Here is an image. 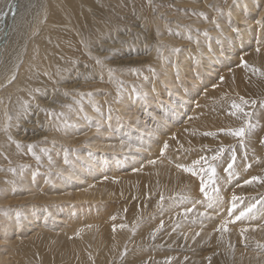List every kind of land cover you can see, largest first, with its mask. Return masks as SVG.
Wrapping results in <instances>:
<instances>
[{"label": "bare ground", "instance_id": "1", "mask_svg": "<svg viewBox=\"0 0 264 264\" xmlns=\"http://www.w3.org/2000/svg\"><path fill=\"white\" fill-rule=\"evenodd\" d=\"M78 1L82 2L84 0H0V112L4 114L0 119V157L4 153L9 156L11 151H17V141L23 143L22 139H26V143L29 142L30 145H33L32 143L39 140V138L46 137L43 142L38 144L39 147L35 151L42 159L37 161L32 152L28 150L29 144L24 143L21 147L25 150L23 153H27L25 155L27 157L16 159L15 162L16 165H25L26 168L21 169L19 167L16 176L0 172V205L7 204L9 193L34 190L33 196L29 199L21 198L22 203L20 205L26 206L23 207L22 213L18 211L19 215L15 214L18 217L7 215V220L0 222V243H2V246L5 245L3 249H8L18 242L28 239L33 240L45 235L54 238L62 236L63 239L47 240L55 242L59 246L65 245L67 241L66 234L74 232L75 229L79 228V224H91L96 221L95 216L94 220H92V217H86L91 215L99 206L98 198L100 195L109 193L110 190L114 189L115 183L122 179L121 177H129L139 171L143 172L142 170L147 169V166H152L154 171L160 174L158 176L176 174L177 172H174L176 170L174 165L176 164L174 160L169 158L166 151L189 142L197 127L207 120L210 115L208 111L212 105L214 107L221 105L217 102L223 96L222 91L225 92L226 88L231 89L234 82L241 78V75L248 73L247 69L238 73V67L236 66L241 63V57L244 59L252 53L250 51L252 48L253 50L259 49V51L252 54L249 61L254 58L263 60L264 57V26L260 22L257 26L252 25L253 20L246 16V14L249 16L254 15L258 11L257 8L261 7L262 11H258L257 15L262 18L264 15V0H243L244 2L238 4L233 12H229L225 19L218 21L216 24L209 19V14L212 15L217 11L218 0L210 4V0H203L206 6L201 8V12L207 14L208 18L194 23L174 21V28H176L179 35L172 39L164 38L161 35V38L164 39V45L167 47L162 55L157 53V47L149 51L146 46L145 50L143 48L138 50L130 47L126 48L125 50L128 51L130 56L124 54L123 57L125 58L118 61L106 62L109 57H103V61L108 66H117L118 70H122L125 66L137 68L142 65L151 66L155 74V78L151 77L148 85L142 84L139 87L141 89L136 87L140 91H130L125 95L123 94L114 103L115 107H113L109 104L108 99L111 90L102 83L103 71H99L95 78H92V75H90L91 78L86 75L88 80H84L86 78L84 77L83 83H78L77 78H75L76 80L73 79L77 83L72 84L71 82V85L70 83L65 85L64 80L62 81L66 73L62 66L66 62H63L64 60L58 54L59 52L57 53L58 47L63 46V44L61 47L58 45L63 36L59 38L57 34L59 28H65L67 31L72 32L70 33L71 36L75 33L82 40L81 30L77 29V15L78 13H86L89 8L88 5L81 4L78 5V8L75 7L78 10H72L71 6H74L73 3ZM184 1L181 3L190 4L192 2V0ZM65 2L69 4H66V7L62 5ZM96 7L98 6L96 5ZM51 13L54 16L50 20L48 15ZM90 14L93 13L90 11ZM98 15L100 14L98 13ZM160 23L159 21L155 23L157 34L162 30ZM172 24L168 23L167 25L171 26ZM214 24L217 29L213 27ZM239 24H246L247 30L244 29L240 33V39L238 38L240 41L237 40L238 46H236L233 38H231L233 37L231 35L233 29L231 28H237ZM80 25L82 24L80 23ZM180 28L182 30L184 28L188 35L194 33L195 29L208 30L211 37L216 38V43L210 42L209 37L203 39V41L201 40L199 47L203 46L202 52H199L200 56L196 55L194 58L192 57L195 55L194 46L190 41L184 43L186 39L180 37ZM202 36L205 37V34H202ZM252 36L253 42H251ZM226 37L230 38L226 40ZM70 38L72 39V37ZM242 39H246V42H243ZM75 40H78V38ZM217 40H220L221 47L218 45ZM125 45L133 44L129 42ZM116 47L118 46L116 45ZM116 47H114L115 50H117ZM226 47H229L230 50H237V54L234 55L229 51L225 52V50H228ZM169 48H176L179 51L170 53L171 49ZM62 51L60 54H63ZM68 51L70 50L68 49L65 53H68ZM92 51H94V48ZM143 51H146V54H143ZM96 53L101 54L98 51ZM120 56L116 58L119 59ZM47 63L49 66H47ZM43 66L45 72L51 76L54 72L58 73V78L61 79L58 83H64L62 88L66 89L65 92L71 89H77L81 92L103 89L101 92L87 96V100L91 101L89 106L84 109V119L83 116L82 118L75 117L81 114L79 109L69 117L68 115L65 118L59 116L58 114L62 111L57 112L55 108L71 103L69 99L65 100L66 98L61 96H49L52 98L47 102L45 99L40 101V98H38L41 107L47 105L50 108L49 110H54L57 113L56 116L51 114V117H48V123L47 121L43 123L38 113H36V118H29L24 123H22L23 118H18L17 114L25 109V107H22L23 101L27 100L29 92L34 90V82H36L34 79L39 78L36 74L37 69ZM59 71L61 72L59 73ZM30 73L33 74L34 78H27ZM71 75L69 77H72ZM107 75L105 74L103 77H107ZM13 76L15 79H12ZM223 76H228L226 81H221ZM92 79L97 80L93 87L86 88L83 86V84H86L85 82ZM148 79L149 77L145 83ZM148 86H151V89ZM3 88L5 91L2 90ZM138 92L139 95H137ZM66 96H70L72 101L81 100L78 94L72 93V95L67 94ZM96 96L104 97L99 98V100ZM14 109L15 118L12 116V110ZM220 110L222 109L218 111ZM9 117H12V119L9 120ZM17 120L22 123V128L17 129L21 125L20 123L18 125ZM169 127L174 130H168ZM77 128L82 130H77ZM35 132L39 134L36 135ZM79 133H84V135L81 137L78 135ZM84 136L85 138H83ZM49 142L51 144H61L65 148L63 150L74 148L78 151V156L75 159L59 156L56 162L57 165L55 163L46 168L49 170L56 167L58 171L48 177L52 179H48L41 189L37 190L33 186L37 185L34 182L36 170L41 165H45L43 163L48 160L43 157L45 151L40 146L47 145ZM164 142L168 144L167 149H164ZM78 144H81L78 147L80 150L75 148ZM89 144L91 145L90 149L93 150L92 152H89L90 149L87 147ZM54 147L58 149L56 146ZM82 147L84 148L82 149ZM54 154H59V151L56 150ZM149 161H155V163L150 164ZM2 163L7 164V168L12 167L7 160L1 161ZM117 168L119 169L117 170ZM257 168L259 169L255 173L259 177H264V162L262 161V164L257 165ZM178 170L180 169L178 168ZM150 173H152V170H150ZM253 174L254 170H251L250 174L247 172L245 176L251 179ZM244 179L245 177L234 182L227 189L228 198L226 195L225 198L228 201V207L224 211L221 210L224 201L218 193L215 195L198 193L197 196L189 198H186V195L182 193L176 194V197L186 199V202H183V209L193 208L191 212L188 211V213L180 216V218L188 217L191 220L183 221L180 224H190L196 227L192 231H190L191 229L186 231L187 235L176 238V240L203 243L209 246L212 250L207 251L201 263L264 264V248L263 243H261L264 240V222H261L264 219V212H262L264 211V204L261 205L260 210H262L259 213L251 212L236 220V216H239L241 212H245V208H248V206L238 207L239 201L233 200L234 194L230 198L228 195L234 185L235 189L238 190L239 184L242 185ZM38 182L43 181L38 180ZM15 186L21 188H13ZM36 192H40V194H36ZM233 204L236 205L235 208H233ZM83 215H86L85 219H83ZM77 216L81 219L77 220L79 218ZM192 217L196 219H192ZM253 218H256V221ZM90 219L92 220L91 223L89 222ZM251 223H259V225L256 229L247 230L245 226ZM221 225H224L226 230L221 228ZM207 226L208 228H205ZM242 230H245L243 234ZM43 239L45 238L40 240ZM243 242L244 246L241 245ZM253 242H256L257 246H253ZM120 248L121 245L118 246V249L119 252H122L123 250H120ZM3 249H0V264H9L10 261L6 260V256L2 253ZM192 264L198 263L194 259Z\"/></svg>", "mask_w": 264, "mask_h": 264}, {"label": "rangeland", "instance_id": "2", "mask_svg": "<svg viewBox=\"0 0 264 264\" xmlns=\"http://www.w3.org/2000/svg\"><path fill=\"white\" fill-rule=\"evenodd\" d=\"M97 1L84 0L82 2L78 1L73 3L74 6L72 5L71 8L72 10L75 9L74 11L78 10L76 8L81 4L88 5L90 9L87 8L88 11L86 13H78L77 15L78 27H76L81 30L82 40L77 34L74 33L75 35L73 34L71 36V31L69 32L65 28H59L57 35L59 38L62 36L65 38L62 37L60 39L61 41L58 45L61 47L63 44V46L61 48L57 46V53L59 52L58 54L64 60L63 62H66L62 66L66 71L64 79L62 78V81L64 80L66 83L65 85L69 83L71 85V82L72 84L77 82L83 83L84 80L87 79L86 75L88 77L92 75V78H95L99 71H103L102 83L111 90L108 99L109 104L113 107H115L114 103L119 97H122L123 94L125 95L130 91H140L136 87L139 88L142 84L148 85L151 81V77L155 78V74L151 66L142 65L137 68L125 66L122 70L120 68V70H118L117 66H108L107 63L103 61L105 57H109L106 62L118 61L125 58L123 57L124 54L130 56L128 51L125 50L126 48L128 49V47H130L136 50L143 48L145 50L146 46V49L149 51L157 47V53L162 55L167 47H165L164 39L161 38V35H163L162 37L164 38L171 39L178 35V31L174 28V21L180 20L182 23H194L204 20L205 15H207H201V13H203L201 12V8L206 6L203 0H192V4L181 3L185 2L184 0H100L98 3ZM214 1L215 0H210L209 4ZM241 2L244 1L218 0L217 9H222V11L211 13L212 15L209 14V19L216 24L218 21L225 19L229 12H233L236 6L241 4ZM67 3H62V5L66 7L69 5ZM96 5L98 7H96ZM257 10L262 11V8L258 7ZM90 11L93 14H90ZM258 11L252 16L248 14H246V16L253 20L252 25L257 26L259 24L258 22H260L264 26V15L262 18H259L257 15ZM98 13L100 15H98ZM53 16L54 14L52 13L48 15L50 20ZM158 21L161 22L160 26L162 30L157 34L155 23ZM80 23L82 25H80ZM168 23L173 24L170 26L167 25ZM215 24L213 27L217 29ZM98 28L102 30H98ZM231 29H233L231 31L233 37L231 38H233L235 45L238 46L240 33L243 32L244 29L247 30V26L246 24H239V27ZM183 30L180 28V37L184 40L186 39L184 43L190 41L194 46L195 55L192 56L194 58L196 55L200 56L199 52H202L203 46L201 45V48L199 47L201 40L203 41V39L209 37L210 42L216 43V38L211 37L209 34L210 31L208 30L203 31L201 29H195V32H192L191 35H188L186 30ZM92 31H94V33H92ZM205 32H207V35L203 37L202 34H205ZM189 36H191L190 39ZM70 37H72V39ZM77 38L78 40H75ZM228 38L230 37H226V40H228ZM91 39L93 40L91 41ZM242 40L246 42V39ZM252 40L254 41L253 36L251 42H253ZM85 42L88 43L84 44ZM129 42L133 45L126 46L125 44ZM217 42H219L218 45L220 46V40H217ZM108 43L109 45H107ZM116 45L118 47H116ZM84 46H86V48H84ZM114 47H116L117 50H115ZM93 48L94 51H92ZM68 49L70 51L65 53ZM169 49H171L170 53L174 52V48ZM226 49L228 50H225V52L229 51L234 55L237 54V50H230L229 47H226ZM87 50L88 52H86ZM61 51L63 54H60ZM97 51L101 54H97ZM250 51H252V53L246 56L247 59L246 57L244 58L249 67L246 68L241 63L239 66H236L238 67V73L246 71V69L248 73L241 75V78L234 82L231 89L226 88L225 92L222 91L221 94H223V96L220 97L217 102L221 105L215 107L212 105L208 111L210 115L207 120L197 127L189 142L166 151L169 158L174 160L176 164L174 165L176 167L174 171L177 172L176 174L158 176L160 174L156 173L152 166H147V169L142 170L143 172L139 171L135 175L121 177L122 179L118 178L120 180L115 183L114 189L110 188L112 190H110L109 193H102L100 195L98 198V203L100 204H98L99 206L97 209L87 217L83 215V219H85V217H92V220H94L95 216L96 221L91 223L92 220L90 219L89 222L91 224H79V228L75 229L74 232L66 234L65 238H67V241L65 245L62 244L59 246L55 242L47 240L56 238L63 239L64 237L59 236L54 238L48 235L33 240L28 239L20 243L18 242L8 249H3L5 245L2 246V243H0V249H3L2 253L6 256V260L8 259V261H10L9 264H192L194 259L198 264H206L201 263V261L204 255L207 254V251L212 250L209 246L203 243L176 240V238L187 235L186 231L190 229V231H192L196 228L194 225L180 224L183 221L191 220L188 217L180 218V216L184 213H188V211H186L187 209H191L192 211L193 208L188 207L186 210L183 209V202H186V199L178 198L176 194L182 193L186 195V198H189L197 196L198 193H203L204 195L205 192L209 195L218 193L219 197L224 201L222 203L223 207L221 208V210L224 211L228 207V201L225 198V195L228 198L226 194L227 189H229L234 182L245 177L244 183H242V185L239 184L238 190L235 189V185L233 186L231 193L228 194L229 198L234 194L237 198L236 201H239L237 204L238 207L242 208L243 206H248V208H245V215L251 212L259 213L262 210H260L261 205L264 204V182L252 181L251 183H245V180H249V178L245 176L247 172L250 174L251 170H254L253 176H259L255 173L259 169L257 165L262 164V161L264 162V75L261 74L264 73V57L263 60L254 58L249 61L250 56L256 53L257 49L253 50L252 48ZM142 53L146 54V51ZM119 55L121 56L117 59L116 57ZM97 59L101 62L97 63ZM47 66H49L48 63ZM43 68L44 66L42 68L38 67L36 74L39 78L34 79L36 80V82H34V89L39 88L41 91L33 94L34 99L28 94V105L25 109L22 108L23 110L17 114L18 118H23L22 123L27 122L29 118H36V113L40 114L43 123H46V121L47 123L49 122L48 117H51V110L45 112L43 109L49 110L50 108L47 105L46 107H41L38 98H40V101L45 99L46 102L54 96L65 97V100L69 99L71 102L69 105H72L71 108L65 107L64 105L55 108L57 112L62 111L64 113L63 118H65L66 115L69 117L71 114H74L77 109L80 110V106L77 105L75 101H72L70 96L67 97L65 95L64 92L66 89L62 88L64 83H58L59 80L61 81V79L58 78V73H52V76L50 75L51 78H49L48 75H45L46 72ZM109 69L114 70L111 75L109 74ZM253 69L258 71H254ZM60 72L61 71H59V73ZM119 73L121 76L118 75ZM105 74H108L107 77H103ZM70 75L72 77H69ZM148 77L149 79L145 83ZM27 78H34V76L30 73L27 75ZM75 78H77V82L73 80ZM227 78L228 76H223L221 81H226ZM121 81L122 83H120ZM96 82V79H92L85 82L86 84H83V86L91 88ZM148 87L151 89V86ZM4 88L2 89L3 91H5ZM76 90L71 89L67 92L69 95H72V93L75 95H79L80 93H91L92 95L103 91V89L90 90L89 92ZM87 96L88 95L80 98L82 100L83 110H80L81 114L75 117L82 118L83 116L84 119V109L89 106L91 101L87 100ZM104 96L96 97L99 99ZM245 100L248 101L247 104L243 103ZM253 101H255V103H253ZM233 103L240 105L243 108V112H237L236 115H231V112L235 111V109L232 108ZM219 109L222 110L218 111ZM14 112L15 109L12 110L13 118H15ZM245 113H247V115H245ZM3 115L4 114L0 112V119ZM16 122L18 125L19 123L21 124L17 129L22 128V123L18 120ZM241 127L245 128V135L243 137L234 136L227 131L229 129H238ZM169 129L174 130L172 127H169L168 130ZM222 129L224 131H221ZM77 130L82 129L77 128ZM209 132L214 133V135H205V133ZM35 134L37 135L39 133L35 132ZM78 135L82 137L84 133H79ZM85 136L83 138H85ZM45 139L46 137L39 138V140H36L37 142H33L32 144L35 145L33 151H37L39 147L38 144ZM25 140L26 139H22L23 143L19 142L20 145H24V143L28 145L29 142L26 143ZM14 141L13 144L15 145ZM86 142L88 141L86 140ZM79 145L81 144L75 146L78 150H80L78 148ZM54 146L58 149H55ZM40 147L47 149V152L43 153V157L48 160L43 163L45 165H41L38 167V170H36L34 182L35 184L37 183V185L33 186H35L37 190H40L44 182L48 179H52L48 177L54 175L56 171H58L56 167H52L49 170L46 168L54 165L58 161L57 159L59 156L62 155L69 159H75L78 156V151L76 149L66 148V150H63L65 149L64 146L58 143L51 144L49 142L47 145H41ZM87 147L90 149L91 145L89 144ZM83 148L84 147H82V149ZM221 148H223V152L216 160H211L210 158L216 155ZM56 150L59 151V154H54ZM24 151L25 150L20 147L17 148V151H11V155L9 156L4 153V155L0 157V172L3 174H14L16 176L19 167L21 169L26 168L16 165L15 162L16 159H24L27 157L25 156L27 153H23ZM92 151V149L89 150V152ZM233 154H235V161L232 160ZM154 156H156V154H154ZM202 156L209 158V163L215 168L214 173L211 171H201V168L207 169V165L203 164V162L201 165L194 166L193 171L196 172L195 175L182 168L178 170L177 165L183 164L192 166L193 161L199 160ZM49 157L51 159H49ZM3 160L9 161L12 167L7 168V164H4L6 161L1 164ZM229 164H232L230 169L228 168ZM13 168L16 169L15 172L10 171V169ZM118 169L119 168H117V170ZM150 170H152V173H150ZM229 173H231V175ZM209 177H211V179H209ZM201 178H203L205 183L204 192L201 191ZM38 180L43 182L40 183ZM13 188L20 189L21 187L15 186ZM33 194L34 190L23 192L14 191L9 193L7 204L0 205V222L7 220V215L12 217L15 216L18 211L22 213L23 207L26 205H20L22 203L21 198L29 199ZM36 194H40V192H36ZM161 195L164 197L163 200L160 199ZM79 219L81 218L79 217L77 220ZM192 219L196 218L192 217ZM253 220L256 221V218H253ZM261 222H264V219L261 220ZM121 225H124V227H121ZM258 225L259 223H251L245 227L247 230L252 228L256 229ZM205 228H208V226ZM42 238L45 239L40 240ZM261 243H263L264 248V240L261 241ZM120 245V250H123L122 252H119L118 249ZM241 245L244 246V242ZM253 246H257V243L253 242ZM172 258L174 259L172 260ZM175 261L179 262L177 263Z\"/></svg>", "mask_w": 264, "mask_h": 264}, {"label": "snow or ice", "instance_id": "3", "mask_svg": "<svg viewBox=\"0 0 264 264\" xmlns=\"http://www.w3.org/2000/svg\"><path fill=\"white\" fill-rule=\"evenodd\" d=\"M217 11H222V9H217ZM201 15H205V14L201 13ZM205 19H207V16H206V15H205ZM217 26H218V25H217ZM177 34L179 35V33H177ZM205 35H207V32H205ZM190 38H191V36H189V39H190ZM86 46H87V45H86ZM173 51H179V49H173ZM257 51H259V49H257ZM100 62H101V61H100L99 59H97V63H100ZM241 64H242L244 67H246V68L249 67L247 61H245V60L243 59V57H241ZM253 70H254V71H258V70H256V69H253ZM108 71H109V74L111 75L112 72H113L114 70H113V69H109ZM153 71H154V70H153ZM261 74L264 75V73H261ZM45 75H48L49 78H51L50 74L45 73ZM12 79H15V77L13 76ZM221 79H223V77H221ZM120 83H122V81H121ZM40 91H41V89H39V88L33 90V92H40ZM33 92H29V96H32L33 99H34ZM67 94H68V93L65 92V95H67ZM79 95H80L81 98H83V97L86 96V95L90 96L91 93H80ZM137 95H139V93H137ZM28 103H29V102H28L27 100L23 101L22 107H26V106L28 105ZM75 103H76L77 105H80V110L82 111V110H83V104H82L81 100H75ZM243 103H244V104H247L248 101L245 100V101H243ZM253 103H255V101H253ZM65 107L71 108L72 105H65ZM232 108L235 109V111L231 112V115H236L237 112H243V108H242L240 105H237V104H235V103L232 104ZM43 110H44L45 112L50 111V110H48V109H43ZM51 114H52L53 116H56V115H57V113H56L54 110H51ZM58 115L62 117V116H64V113L61 112V113H59ZM245 115H247V113H245ZM8 119L11 120L12 117H9ZM221 131H224V130L222 129ZM227 131H228L230 134H232V135H234V136H237V137H243V136L245 135V128H244V127H241V128H238V129H229V130H227ZM205 135H214V133L209 132V133H205ZM10 139H11V137H10ZM16 143H17V147H18V148L21 147V145H20L19 142H16ZM34 147H35V145H28V150H29L30 152H32V155L36 158L37 161H39V160L41 159V157H40L39 155H37L35 151H33V148H34ZM167 148H168V144H167V142H165V143H164V149H167ZM44 151L47 152V149H44ZM162 152H163V149H162ZM222 152H223V148H221V149L216 153V155L212 156L210 159H211V160H216L217 157H218ZM49 159H51V158L49 157ZM232 160L235 161V154H233V156H232ZM202 162H203V164L207 165V169L201 168V171H211L212 173L215 172V168L209 163V158H207V157H203V156L200 157L199 160L193 161V165H192V166H186V165H183V164H179V165H177V167H178V168H182V169H184L185 171L192 172V174L195 175L196 172L193 171L194 166H196V165H201ZM149 163L152 164V163H155V161H149ZM21 167H26V166H25V165H21ZM231 167H232V164H229V165H228V168L230 169ZM10 171L15 172L16 169L13 168V169H10ZM229 174L231 175V173H229ZM209 179H211V177H209ZM252 181H260V182H264V177L254 176V177H251V179L246 180L245 183H246V184H247V183H251ZM13 183H14V182H13ZM204 188H205V183H204V181H203V178H201V191H202V192H204ZM205 195H207L206 192H205ZM160 199H161V200L164 199L163 195H161ZM236 199H237V198H236L235 196H233V200H236ZM235 207H236V205L233 204V208H235ZM253 207H254V206H253ZM186 211H191V209H187ZM249 211H250V209H249ZM17 215H19V213H17ZM244 215H245V212H241L240 215H239V216H236L235 219H236V220H239V219H240L241 217H243ZM121 227H124V225H121ZM221 228H225V230H226V227H225L224 225H221ZM218 230H219V229H218ZM243 231H245V230H242V234H243ZM197 235H198V234H197Z\"/></svg>", "mask_w": 264, "mask_h": 264}]
</instances>
